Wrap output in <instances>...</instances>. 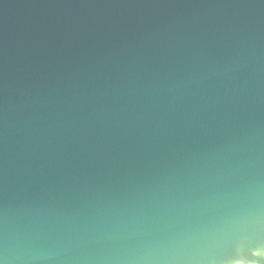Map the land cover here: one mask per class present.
I'll list each match as a JSON object with an SVG mask.
<instances>
[{
  "label": "water",
  "instance_id": "95a60500",
  "mask_svg": "<svg viewBox=\"0 0 264 264\" xmlns=\"http://www.w3.org/2000/svg\"><path fill=\"white\" fill-rule=\"evenodd\" d=\"M0 264H264V0H0Z\"/></svg>",
  "mask_w": 264,
  "mask_h": 264
}]
</instances>
